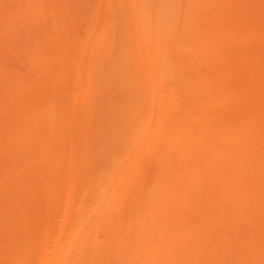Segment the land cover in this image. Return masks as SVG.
<instances>
[{"label":"rangeland","instance_id":"obj_1","mask_svg":"<svg viewBox=\"0 0 264 264\" xmlns=\"http://www.w3.org/2000/svg\"><path fill=\"white\" fill-rule=\"evenodd\" d=\"M263 1L0 0V264H264Z\"/></svg>","mask_w":264,"mask_h":264},{"label":"bare ground","instance_id":"obj_2","mask_svg":"<svg viewBox=\"0 0 264 264\" xmlns=\"http://www.w3.org/2000/svg\"><path fill=\"white\" fill-rule=\"evenodd\" d=\"M44 2H45V0H44ZM53 2H54V1H53ZM263 2H264V1H263ZM54 3H55V2H54ZM45 5H46V4H45ZM16 7H17V6H16ZM141 7H142V6H141ZM17 8H18V7H17ZM139 8H140V7H139ZM24 9H26V8H24ZM21 10H22V9H21ZM59 11H60V9H59ZM61 11H62V10H61ZM64 12H65V11H64ZM136 12H137V11H136ZM69 13H70V12H69ZM27 15H28V14H27ZM54 16H55V15H54ZM26 17H27V16H26ZM245 17H246V16H245ZM29 18H30V17H29ZM57 18H58V17H57ZM150 18H151V17H150ZM152 18H153V17H152ZM31 19H32V18H31ZM141 19H142V18H141ZM148 19H149V18H148ZM248 19H249V18H248ZM20 20H21V19H20ZM143 20H144V19H143ZM146 20H147V19H146ZM26 21H27V20H26ZM15 22H16V21H15ZM156 22H157V21H156ZM156 22H155V23H156ZM22 23H23V22H22ZM55 24H56V23H55ZM158 24H159V23H158ZM36 25H37V24H36ZM152 25H153V24H152ZM165 25H166V24H165ZM185 25H186V24H185ZM138 26H140V25H138ZM147 26H148V25H147ZM159 26H160V25H159ZM159 26H156L157 28H156V27H155V28L158 29V30H159V28L161 29V27H159ZM186 26H187V25H186ZM25 27H26V26H25ZM33 27H34V26H33ZM150 27H151V26H150ZM153 27H154V26H153ZM189 27H190V26H189ZM261 27H262V26H261ZM261 27H260V28H261ZM155 28H154V29H155ZM162 28H164V27H162ZM192 28H193V27H192ZM232 28H233V27H232ZM239 28H240V27H239ZM263 28H264V27H263ZM151 29H152V28H151ZM145 30H146V29H145ZM183 30H184V29H183ZM183 30H182V31H183ZM26 31H27V30H26ZM160 31H161V30H160ZM229 31H230V30H229ZM231 31H232V29H231ZM241 31H242V30H240V32H241ZM258 31H259V30H258ZM36 32H37V31H36ZM58 32H59V31H58ZM147 32H148V31H147ZM150 32H151V31H150ZM155 32H156V31H155ZM242 32L245 33L244 31H242ZM39 33H40V32H39ZM184 33H185V32H184ZM195 33H196V32H195ZM262 33H263V32H262ZM55 34H56V33H55ZM192 34H193V33H192ZM248 34H250V33H248ZM257 34H258V33H257ZM260 34H261V33H260ZM76 35H77V34H76ZM160 35H161V34H160ZM160 35H159V36H160ZM188 35H190V34L188 33ZM245 35H246V34H245ZM245 35H244V36H245ZM85 36H86V35H85ZM159 36H158V37H159ZM163 36H164V35H163ZM191 36H193V35H191ZM191 36H190V37H191ZM232 36H233V35H232ZM241 36H242V35H241ZM241 36H240V37H241ZM44 37H45V36H44ZM151 37H152V36H151ZM160 37L162 38V35H161ZM193 37H194V36H193ZM250 37H251V36H250ZM61 38H62V37H61ZM159 39H160V38H159ZM162 39H163V38H162ZM185 39H186V38H185ZM190 39H194V38L191 37ZM47 40H48V39H47ZM160 40H161V39H160ZM177 41H178V39H177ZM80 42H81V41H80ZM165 42H166V41H165ZM179 42H180V40H179ZM184 42H185V41H184ZM76 43H77V42H76ZM180 43H181V42H180ZM71 44H72V43H71ZM97 44H98V43H97ZM175 44H176V43H175ZM240 44H241V43H240ZM243 44H244V43H243ZM37 45H38V44H37ZM233 45H234V44H233ZM47 46H48V44H47ZM51 46H52V45H51ZM79 46H80V45H79ZM187 46H188V45H187ZM237 46H238V45H237ZM240 46H241V45H240ZM240 46H239V47H240ZM232 47H233V46H232ZM243 47H244V46H243ZM75 48H76V47H75ZM180 48H181V47H180ZM246 48H247V46H246ZM173 49H174V47H173ZM247 49H248V48H247ZM53 50H54V49H53ZM190 50H191V49H190ZM199 50H200V49H199ZM242 50H243V48H242ZM193 51H194V50H193ZM40 52H41V51H40ZM79 52H80V51H79ZM180 52H181V51H180ZM194 52H195V51H194ZM200 53H201V52H200ZM200 53H199V54H200ZM199 54H197V55H199ZM185 56H186V55H185ZM199 56H200V55H199ZM240 56H241V55H240ZM167 57H168V56H167ZM179 57H180V56H179ZM193 57H194V56H193ZM63 58H64V56H63ZM175 58H176V57H175ZM194 58H195V57H194ZM197 58L199 59V57H197ZM152 59H153V58H152ZM153 60H154V59H153ZM176 60H177V59H176ZM221 60H222V59H221ZM32 61H33V60H32ZM154 61H155V60H154ZM162 61H164V60H162ZM167 62H168V61H167ZM172 62H173V61H172ZM73 63H74V62H73ZM173 63H174V62H173ZM200 64H201V63H200ZM168 65H169V64H168ZM197 65H198V64H197ZM207 65H208V64H207ZM227 65H228V64H227ZM229 65H230V64H229ZM261 65H262V64H261ZM161 66H162V65H161ZM164 66H165V65H164ZM166 66H167V65H166ZM201 66H202V65H201ZM224 67L226 68V66H224ZM232 67H233V66H232ZM65 68H66V67H65ZM167 68H168V67H167ZM225 68H224V69H225ZM73 69H74V68H73ZM161 69H162V68H161ZM230 69H231V68H230ZM163 70H164V69H163ZM179 70H180V69H179ZM38 71H39V70H38ZM165 71H166V70H165ZM168 71H169V69H168ZM197 71H198V70H197ZM81 72H82V71H81ZM162 72H163V71H162ZM228 72H229V71H228ZM231 72H232V71H231ZM77 73H78V72H77ZM174 73H175V72H174ZM233 73H234V72H233ZM78 74H79V73H78ZM76 76H77V75H76ZM162 76H163V75H162ZM243 76H244V75H243ZM245 76H246V75H245ZM40 77H41V76H40ZM222 78H223V77H222ZM243 78H244V77H243ZM245 78H246V77H245ZM178 79H179V78H178ZM244 80H245V79H244ZM251 80H252V79H251ZM218 81H219V80H218ZM241 81H242V80H241ZM246 81H248L247 78H246ZM39 82H40V81H39ZM156 83H157V82H156ZM178 83H179V82H178ZM182 84H183V83H182ZM185 84H186V82H185ZM246 84H247V83H246ZM74 85H76V83H75ZM221 85H222V84H221ZM234 85H235V84H234ZM182 86H183V85H182ZM173 87H175V86H173ZM173 87H172V89H173ZM231 87H232V86H231ZM175 88H176V87H175ZM180 88H181V87H180ZM188 88H190V89L192 88V89H193V87H188ZM176 89H177V88H176ZM185 90H186V89H185ZM242 90H243V89H242ZM250 90H251V88H250ZM172 92H173V91H172ZM177 92H178V90H177ZM177 92H176V93H177ZM247 94H248V93H247ZM249 94L251 95V92H250ZM176 95H178V94H176ZM158 97H159V96H158ZM194 97H195V96H194ZM194 97H193V98H194ZM156 98H157V97H156ZM174 101H175V100H174ZM185 101H186V100H185ZM194 101H195V100H194ZM163 103H164V102H163ZM170 105H171V104H170ZM164 106H165V105H164ZM164 106H163V109H164ZM193 106H194V105H193ZM159 108H160V107H159ZM168 108H169V107H168ZM153 109H154V108H153ZM167 110H168V109H167ZM182 110H184V109H182ZM154 112H155V111H154ZM166 113H167V112H166ZM166 113H165V114H166ZM192 113H193V112H192ZM181 114H182V113H181ZM158 115H159V113H158ZM163 115H164V114H163ZM171 115H172V114H171ZM176 115H177V114H176ZM189 115H190V114H189ZM180 116H181V115H180ZM187 116H188V115H187ZM192 116H194V115H192ZM53 118H54V117H53ZM184 118H185V117H184ZM192 118H193V117H192ZM157 119L159 120V118H157ZM195 119H196V118H195ZM181 120H182V117H181ZM163 121H164V120H163ZM185 121H186V120H185ZM195 121H196V120H195ZM195 121H192L190 125L194 124L195 127H196V125H198V124H197ZM158 122H159V121H158ZM182 122H183V120H182ZM173 123H174V122H173ZM157 124H158V123H157ZM162 124L165 125V129H166L167 126H168V124H165V121H164V123H162ZM239 124H240V123H239ZM194 125H193V126H194ZM162 126H163V125H162ZM174 126H175V125H174ZM179 126H180V124H179ZM185 126H186V125H184L183 127H185ZM193 126H192V127H193ZM156 127H157V125H156ZM186 127H187V126H186ZM192 127H189V128L192 129ZM154 128H155V126H154ZM168 128H172V125H171V127H168ZM193 128H194V127H193ZM151 129H152V128H151ZM165 129H164V130H165ZM195 129H196V128H195ZM160 131H162V130H160ZM188 131H189V130H188ZM145 132H146V131H145ZM148 132H151V131H148ZM166 132H167V131H164L163 133L165 134ZM198 132H199V131H198ZM155 133H156V132H155ZM180 133H181V132H180ZM180 133H179V134H180ZM192 133H193V132H192ZM149 134H150V133H149ZM151 134L153 135V133H151ZM151 134H150V135H151ZM158 134H159V132H158ZM171 134H172V131H171ZM231 134H232V133H231ZM146 135H148V134H146ZM146 135H145V136H146ZM188 135H189V134H188ZM192 135H194V134H192ZM171 136H172V135H171ZM181 136H182V135H181ZM151 137H152V136H151ZM191 137H192V136H191ZM194 137H195V136H194ZM145 138H146V137H145ZM145 138H144V139H145ZM137 139H138V138H137ZM175 139H176V138H175ZM140 140H141V139H140ZM178 140H179V139H178ZM161 141H162V140H161ZM173 141H174V140H173ZM175 141H177V140H175ZM136 142H137V141H136ZM149 142H150V140H149ZM149 142H148V144H149ZM153 142H154V141H153ZM137 143H139V142H137ZM137 143H135V145H136ZM170 143H171V142H170ZM133 144H134V143H133ZM139 144H140V143H139ZM150 144H151V143H150ZM160 144H163V145H164L163 142H162V143H159L158 145H160ZM142 145H144V144H140L141 147H142ZM174 145H175V144H174ZM160 146H162V145H160ZM160 146H159V147H160ZM133 147H134V146H133ZM137 147H138V146H137ZM143 147H144V146H143ZM145 147H146V146H145ZM145 147H144V148H145ZM175 147H176V146H175ZM135 148H136V147H134V149H135ZM167 149H168V148H167ZM146 150H147V149H146ZM154 150H155V149H154ZM161 150H162V149H161ZM172 150H173V149H172ZM168 152H169V151H168ZM171 153H172V152H171ZM174 153H175V152H174ZM178 153H179V152H178ZM166 154H167V153H166ZM175 154H176V153H175ZM173 155H174V154H173ZM128 158H129V157H128ZM134 165H135V164H134ZM73 231H74V230H73ZM74 233H75V232H74ZM42 238H43V237H42ZM42 238H41V239H42ZM71 238H72V237H71ZM32 242H33V241H32ZM67 246H68V245H67ZM63 247H64V246H63ZM57 250H59V249H57ZM60 251H61V250H60ZM61 256H62V255H61ZM59 257H60V256H59Z\"/></svg>","mask_w":264,"mask_h":264}]
</instances>
